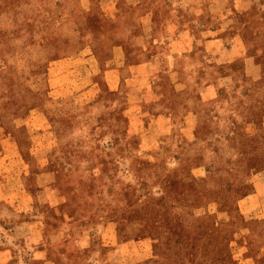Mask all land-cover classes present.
<instances>
[{
    "label": "rangeland",
    "instance_id": "rangeland-1",
    "mask_svg": "<svg viewBox=\"0 0 264 264\" xmlns=\"http://www.w3.org/2000/svg\"><path fill=\"white\" fill-rule=\"evenodd\" d=\"M108 1L0 0V140L10 144L0 143L22 155L18 186L34 195L51 186L60 200L57 208L49 190L50 197L35 196L46 234L53 225L71 228L70 235L81 227L90 232L84 249L67 240L47 245L48 259L264 264V202L251 214L241 206L254 177L264 175V0H141L136 7L113 0L107 8ZM152 7L158 41L170 32L168 21L194 39L198 57L179 64L186 94L171 101L194 100L199 119L192 129L177 122L165 139L145 144L141 128L131 126L128 93L135 87L123 80L110 90L97 68L111 64L120 53L113 45L127 44L139 14ZM207 35L234 56L209 62ZM59 58L77 59V75L86 78L76 87H51L49 66ZM213 81L223 83L217 96L199 99ZM12 209L0 204V214ZM115 244L121 250L109 248Z\"/></svg>",
    "mask_w": 264,
    "mask_h": 264
},
{
    "label": "crops",
    "instance_id": "crops-1",
    "mask_svg": "<svg viewBox=\"0 0 264 264\" xmlns=\"http://www.w3.org/2000/svg\"><path fill=\"white\" fill-rule=\"evenodd\" d=\"M140 2L141 0H134L131 5L136 7ZM110 3L113 4V0L108 1L107 8L111 6ZM154 14L153 7L141 12L138 18L139 24L130 30L128 45L115 43L113 47L120 53L113 57L111 64L104 69L97 68L104 79V86L110 90H117L119 86L123 85V80L128 81V84L135 87L131 88L130 93H128L131 109L135 111V114L138 113L135 115L130 110L134 116V120H131V126L134 129L141 128L142 142L145 144H153L162 141L163 138L165 139V136L162 139L160 136L165 135L166 131L175 126L177 122H181V126L187 129H192L197 126L199 119V112L194 107V100L193 105L189 102L191 100L181 104L178 101H171V98L174 97L179 100L186 91L187 84L183 80L179 64L182 61L189 62L191 60L190 55L198 57L194 50V39L189 34L186 35L185 27V30L182 29L181 33H177V30L175 31V29H178L177 25L172 21H168V31L170 32L165 34L162 41H158L155 38ZM204 39V46L209 52L207 56L209 62H223L228 59L229 53L231 55L233 48L216 47L217 36L207 35ZM126 48L132 50L130 51V62H126ZM234 54L232 55L234 56ZM224 56L226 58L222 59ZM76 61L77 59L59 58L50 63L51 87L57 88L69 83L74 84V87H76L80 81L86 78L84 72L79 76L77 75L78 63ZM84 61H87V59H84ZM125 67L128 72L122 69H125ZM86 68L87 73H90V67ZM91 71H93L92 74L95 73L94 69H91ZM89 75L87 74V76ZM218 78L221 80L225 76ZM142 82H144V85L148 84L145 90L140 89L138 86L139 83L142 85ZM214 82L205 83L201 87L198 92L199 99L211 100L217 96L218 89L223 87V83L217 84ZM155 83H158V86ZM84 90L89 91L91 88L87 86ZM173 103L177 105L176 108L173 106L176 110L184 112L183 118L180 117L181 115L178 112H175L172 107ZM185 103H187V106ZM3 127L6 126L0 124V132ZM9 133L12 132L7 133L11 138ZM4 135V133H1L0 137ZM7 140L5 138L0 141L9 145L10 143ZM3 149L4 146L2 147L0 143V204L12 207L13 214L11 216L0 214V264H59L54 259L55 257L48 259L47 252L49 249L47 245L56 247L67 240L70 243L71 241L75 242L74 244L71 243V247L82 249L87 247L90 232L84 227L79 228L70 235L71 228L62 230L56 225H51L52 230L50 233H45L44 230L47 225H44L48 221L44 214L33 210L34 203L37 201L35 196L37 192H44L45 195L48 194L49 196L50 192L53 194L54 189L51 186H42L34 195L27 191L24 188L25 186H18V180L24 178V165H21L20 162L23 160L22 155L19 151ZM9 160L13 161L10 162ZM253 180V191L244 195L241 199L242 212L245 214L255 212L264 202V175L261 173V176L258 178L255 176ZM52 198L54 200L49 199L51 205L58 208L60 200L55 193ZM9 225H12L10 229H8ZM120 246L121 244H115L109 248L117 251L118 249L121 250ZM50 254L56 255V253ZM68 257L65 256V260H69Z\"/></svg>",
    "mask_w": 264,
    "mask_h": 264
}]
</instances>
